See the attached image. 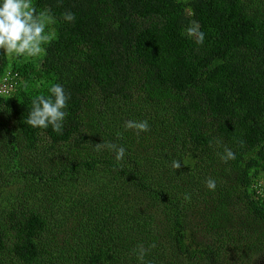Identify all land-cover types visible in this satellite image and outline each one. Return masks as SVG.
<instances>
[{"label":"trees","instance_id":"1","mask_svg":"<svg viewBox=\"0 0 264 264\" xmlns=\"http://www.w3.org/2000/svg\"><path fill=\"white\" fill-rule=\"evenodd\" d=\"M32 5L55 37L36 58L0 50V76L21 75L0 95V264H141V246L143 264H259L264 0ZM55 83L71 95L61 134L27 124ZM129 119L150 130H125Z\"/></svg>","mask_w":264,"mask_h":264},{"label":"clouds","instance_id":"2","mask_svg":"<svg viewBox=\"0 0 264 264\" xmlns=\"http://www.w3.org/2000/svg\"><path fill=\"white\" fill-rule=\"evenodd\" d=\"M66 22H73L75 14L67 11L62 14ZM52 22L50 14L45 11L37 13L32 5V0H0V50L9 57L36 58L46 52L45 45L52 41L55 34L49 30ZM189 38H194L197 44L202 45L205 41V33L200 30L198 23L193 22L187 29ZM47 95H37L32 101V108L27 118V124L33 128L48 129L61 134L64 122L68 116V105L71 95L65 90L61 83H55L47 89ZM12 94V93H11ZM125 130H134L137 134L148 132L150 125L147 120H127L124 124ZM117 135H122L118 133ZM107 147L115 154L117 162L124 160L127 149L122 145L109 142L97 144V148ZM222 159L235 160L236 154L226 148ZM180 161L174 160L172 167L179 169ZM206 186L210 191L216 189L215 179L208 178ZM188 198L187 196L185 197ZM154 247V245H152ZM147 249L139 248L137 259L143 264Z\"/></svg>","mask_w":264,"mask_h":264},{"label":"built area","instance_id":"3","mask_svg":"<svg viewBox=\"0 0 264 264\" xmlns=\"http://www.w3.org/2000/svg\"><path fill=\"white\" fill-rule=\"evenodd\" d=\"M20 79L21 75L19 72L7 71L0 76V95H10L15 90ZM259 192L264 197V190L262 188L259 189Z\"/></svg>","mask_w":264,"mask_h":264},{"label":"rangeland","instance_id":"4","mask_svg":"<svg viewBox=\"0 0 264 264\" xmlns=\"http://www.w3.org/2000/svg\"><path fill=\"white\" fill-rule=\"evenodd\" d=\"M56 153H57V152H56ZM63 155H66V153H64ZM31 157H32L33 160L36 159L35 156H32V155H31ZM35 161H36V160H35ZM35 161H33V164H32L33 166L36 165V164H35ZM263 184H264V181H263ZM18 193H19V192H18ZM20 194H21V193H20ZM259 264H264V257L262 258V260L260 261Z\"/></svg>","mask_w":264,"mask_h":264}]
</instances>
